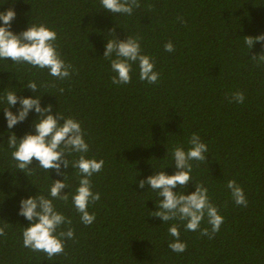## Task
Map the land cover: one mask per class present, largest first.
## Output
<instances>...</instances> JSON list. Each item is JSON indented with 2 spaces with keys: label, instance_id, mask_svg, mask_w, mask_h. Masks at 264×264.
Masks as SVG:
<instances>
[{
  "label": "trees",
  "instance_id": "16d2710c",
  "mask_svg": "<svg viewBox=\"0 0 264 264\" xmlns=\"http://www.w3.org/2000/svg\"><path fill=\"white\" fill-rule=\"evenodd\" d=\"M139 2L128 16L104 10L100 0H0V12L12 8L16 13L11 31L46 24L57 33L58 51L74 69L61 81L47 69L0 59V97L6 88L21 97L41 95V106L51 104L53 115L61 112L81 122L89 144L86 158L104 160L103 170L91 177L92 190L101 198L89 205L96 219L86 226L72 204L80 178L73 167L61 168L67 171V202L50 197L52 180L64 179L54 169L37 168L27 176L15 167L8 136L34 134L38 114L30 111L25 121L8 129L6 104H0V226L10 224L6 236H0V264H264V64L251 60L264 48L259 42L251 50L244 44L245 36L264 34V0ZM127 35L139 37L143 53L155 60L158 83L141 81L135 64L131 83L111 82L104 46L107 39ZM169 40L175 47L171 53L164 50ZM28 81L37 83L36 93L25 86ZM53 81L56 88L50 86ZM235 91L244 93L243 104L230 102ZM19 107L10 110L16 113ZM193 133L208 146L206 162L192 161L193 181L173 191L190 194L194 182L204 183L224 217L213 239L187 231L179 220L164 223L151 216L159 197L147 184L140 188L137 183L161 170L174 174L172 149L187 150ZM78 157L73 153L68 159ZM37 166L33 158L29 168ZM230 179L243 188L247 207L233 201ZM37 194L52 199L74 230L64 254L51 261L23 247V227L30 222L18 215L20 201ZM173 223L187 244L183 253L168 247ZM200 227L211 230L207 217Z\"/></svg>",
  "mask_w": 264,
  "mask_h": 264
},
{
  "label": "clouds",
  "instance_id": "9594fccd",
  "mask_svg": "<svg viewBox=\"0 0 264 264\" xmlns=\"http://www.w3.org/2000/svg\"><path fill=\"white\" fill-rule=\"evenodd\" d=\"M100 3L104 10L113 15L131 16L133 10L141 6L139 0H100ZM15 16L16 13L12 8L0 12V21L3 22L0 25V59L11 58L14 64H27L40 70L47 69L48 74L55 80L62 81L70 78L74 71L73 65L67 63L58 51L57 33L46 24L33 23L26 30L16 34L10 30ZM179 19L186 23L183 18ZM112 32L115 30L110 31ZM257 42L264 48V34L244 37V44L249 50ZM104 47L103 58L110 63L113 84L131 83L134 64L139 68L141 81H146L148 84L158 83L160 73L155 70V60L143 53L139 37L127 35L126 39L120 40L115 36L114 39H107ZM164 50L169 53L175 51L170 40L164 44ZM251 60L255 61L257 66L264 64V52L252 55ZM25 86L33 93L39 90L35 81H28ZM50 86L56 88L55 82H50ZM6 89L4 96L0 97V104H6L2 109L8 129L25 121L30 111L34 110L38 114L37 119L33 121L34 134L29 132L21 138H17L14 133L8 136L7 146L12 150L11 157L15 161V167L25 172L27 176L37 168L46 173L54 169L56 174L63 176L64 179L52 180L49 194L51 198L65 202L68 201L69 194H64L63 190L69 188V185L65 183L67 171H62L61 168L63 166L66 170L69 166L73 167L80 178L71 196L72 204L80 215L81 222L86 226L91 225L96 215L94 212H89V205H94L101 198L99 192L92 190L91 177L103 170L104 160L86 158L89 144L84 139L86 133L81 122L74 117H65L61 112L53 115V106L49 104L42 107L39 94L35 97H21L17 95V91ZM58 91L63 94L64 89L59 88ZM244 101L245 95L242 91L231 94L230 102L243 104ZM17 103L20 107L14 113L10 109ZM60 120H63V123H60ZM188 143L190 147L187 150L179 145L172 149L171 154L176 168L174 174L168 175L161 170L136 182L140 188H144L147 184L149 189L156 192L159 197L158 203L156 202L157 210L151 212V216L160 218L164 223L179 220L184 222L187 231H199L201 236L213 239L224 223V217L219 213L217 206L211 202L204 183L194 182L195 191L190 194H185L184 191H173L177 186L185 189L188 182L193 181L192 161L206 162L208 146L200 136L193 133ZM73 153H78L79 157L70 161L68 156ZM33 158L38 161V166L30 169L29 165L32 164ZM227 188L236 205L248 206L249 202L244 190L235 179L227 181ZM18 215L30 222L29 226L23 227V247L34 252L45 253L49 261L55 256L63 255L65 241L74 238V230L70 226L71 219L57 211L52 199L43 194L21 199ZM205 217L211 230L200 227ZM62 225H69V227L66 231H58ZM9 226L7 222L0 226V236H6L5 229ZM168 234L174 238L168 243L169 249L176 253L185 252L187 244L180 240L179 226L173 223L168 228Z\"/></svg>",
  "mask_w": 264,
  "mask_h": 264
}]
</instances>
